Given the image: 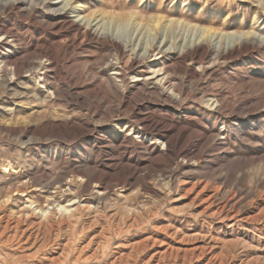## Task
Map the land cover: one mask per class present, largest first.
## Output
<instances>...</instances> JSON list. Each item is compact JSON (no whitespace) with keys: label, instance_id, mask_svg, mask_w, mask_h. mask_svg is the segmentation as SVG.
<instances>
[{"label":"rangeland","instance_id":"obj_1","mask_svg":"<svg viewBox=\"0 0 264 264\" xmlns=\"http://www.w3.org/2000/svg\"><path fill=\"white\" fill-rule=\"evenodd\" d=\"M0 203V264H264V0L0 9Z\"/></svg>","mask_w":264,"mask_h":264},{"label":"bare ground","instance_id":"obj_2","mask_svg":"<svg viewBox=\"0 0 264 264\" xmlns=\"http://www.w3.org/2000/svg\"><path fill=\"white\" fill-rule=\"evenodd\" d=\"M21 0H13V1H9V0H5V6L4 5H2L1 4V0H0V9H4V8H6V7H15V5H17L18 4V2H20ZM43 2L44 3H46V2H48V0H43ZM24 7V6H23ZM44 14V13H43ZM56 14H58V15H61V16H63L64 14H65V11L64 10H57L56 11ZM85 19V18H84ZM92 21H86V23H85V27L86 28H91L92 29ZM72 28V27H71ZM73 31V30H72ZM95 33H96V30H95ZM91 34V33H90ZM103 37L105 38V39H108V40H110V41H112V44H115V46L117 47V49H119V46H118V42H119V40L118 39H116V38H114L112 35H109V34H103ZM237 42H239V44L240 45H244V44H246V43H248L246 40H244V39H242L241 37H239L238 39H237ZM3 43V42H2ZM203 44H205V43H203V42H201V43H199V42H195L193 45H189L188 46V50L190 51V50H193V49H197V48H199V47H201ZM235 44H236V42H235ZM234 44V45H235ZM234 45H232V46H226L224 49H223V51H225V52H227V51H229V50H231V48H233L234 47ZM255 46V45H254ZM203 47V46H202ZM236 48V47H235ZM2 49V48H1ZM180 53V52H179ZM203 54V56H205L207 53H208V50L207 49H204L203 50V52H202ZM204 58V57H203ZM167 141V140H166ZM168 143V142H167ZM63 193V192H62ZM105 193V192H104ZM104 193H102V194H104ZM100 194V193H99ZM100 199V198H99ZM4 201V200H3ZM51 201H55V196L54 195H52V194H50L49 196H47V202L50 204V202ZM58 201V200H57ZM101 201V200H100ZM212 201V200H211ZM57 203V202H56ZM33 204V203H32ZM0 207H1V203H0ZM210 208V207H209ZM233 208V207H232ZM31 209V208H30ZM64 210V209H63ZM42 211V210H41ZM214 211V210H213ZM44 212V211H43ZM216 212V211H215ZM45 213V212H44ZM211 213V212H210ZM3 215V214H2ZM223 216V215H222ZM225 216V215H224ZM220 219V218H219ZM240 219V218H239ZM238 219V220H239ZM233 220V219H232ZM241 220V219H240ZM245 221V220H244ZM36 222V221H35ZM242 222V221H241ZM23 230V229H22ZM252 233V232H251ZM14 235V234H13ZM28 235V234H27ZM34 235V234H33ZM45 235V234H44ZM214 236V235H213ZM18 237V236H17ZM41 237V236H40ZM39 237V238H40ZM211 238V237H210ZM18 240V239H17ZM43 240V239H42ZM71 240V239H70ZM199 241V240H198ZM18 243V242H17ZM203 246V245H202ZM209 246V245H208ZM25 247V246H24ZM195 247V246H194ZM221 247V246H220ZM80 249V248H79ZM209 251V250H208ZM214 252H216V251H214ZM169 253V252H168ZM161 254V253H160ZM164 254V253H163ZM216 254V253H215ZM198 255V254H197ZM164 256V255H163ZM217 257V256H216ZM115 259V258H114ZM205 260V259H204ZM208 262V261H207ZM240 264V263H239Z\"/></svg>","mask_w":264,"mask_h":264}]
</instances>
